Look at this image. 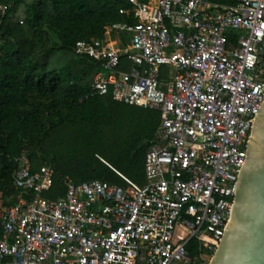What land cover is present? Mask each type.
Masks as SVG:
<instances>
[{
	"label": "built area",
	"instance_id": "1",
	"mask_svg": "<svg viewBox=\"0 0 264 264\" xmlns=\"http://www.w3.org/2000/svg\"><path fill=\"white\" fill-rule=\"evenodd\" d=\"M119 33L73 46L96 71L83 98L159 113L145 183L75 182L14 158L0 264H208L264 102V0H125ZM10 7L0 2L2 18Z\"/></svg>",
	"mask_w": 264,
	"mask_h": 264
},
{
	"label": "trees",
	"instance_id": "2",
	"mask_svg": "<svg viewBox=\"0 0 264 264\" xmlns=\"http://www.w3.org/2000/svg\"><path fill=\"white\" fill-rule=\"evenodd\" d=\"M0 205L14 193V158L28 153L31 169L44 162L75 182L103 179L145 183L147 146L159 113L116 102L83 98L96 66L73 51L76 41L105 37V27L130 21L125 0H0ZM52 33L60 37L54 44ZM49 97L44 103L40 98Z\"/></svg>",
	"mask_w": 264,
	"mask_h": 264
},
{
	"label": "water",
	"instance_id": "3",
	"mask_svg": "<svg viewBox=\"0 0 264 264\" xmlns=\"http://www.w3.org/2000/svg\"><path fill=\"white\" fill-rule=\"evenodd\" d=\"M208 264H264V102L236 179L229 222Z\"/></svg>",
	"mask_w": 264,
	"mask_h": 264
},
{
	"label": "rangeland",
	"instance_id": "4",
	"mask_svg": "<svg viewBox=\"0 0 264 264\" xmlns=\"http://www.w3.org/2000/svg\"><path fill=\"white\" fill-rule=\"evenodd\" d=\"M217 2H226L225 0H216ZM119 33H113V32H110L109 28H108V25H106L105 27V37L110 40V41H116V38H117V35ZM53 35V38H54V44H58L60 43V37L55 34V33H52ZM39 101H42L44 103H48L50 101V98L49 97H46V98H40ZM146 181V180H145Z\"/></svg>",
	"mask_w": 264,
	"mask_h": 264
}]
</instances>
